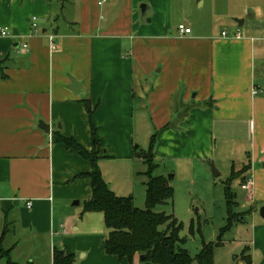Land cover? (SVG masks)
Here are the masks:
<instances>
[{
    "label": "crops",
    "instance_id": "1",
    "mask_svg": "<svg viewBox=\"0 0 264 264\" xmlns=\"http://www.w3.org/2000/svg\"><path fill=\"white\" fill-rule=\"evenodd\" d=\"M142 4L0 0V214L7 227L46 235L50 264L56 249L75 255V264H130L105 253L107 234H80L75 228L70 205L92 199V181L84 176L93 165L59 144L57 133L91 153L95 129L108 184L105 166L137 159L136 119L148 118L157 136L158 164L172 161L181 170L195 162L210 168L223 163L227 180L233 169L249 167L242 178L253 185L235 193L243 209L262 218L264 94L252 95L255 87L264 91V66L257 78L258 62L264 61L257 27L250 24L245 33L232 27L229 36L239 30L241 41L223 38L225 31L196 33L190 25L192 34L180 37L168 21L169 0H149L144 19ZM72 80L82 85L78 93L71 90ZM242 245L253 264L259 253L264 264L263 218Z\"/></svg>",
    "mask_w": 264,
    "mask_h": 264
},
{
    "label": "rangeland",
    "instance_id": "2",
    "mask_svg": "<svg viewBox=\"0 0 264 264\" xmlns=\"http://www.w3.org/2000/svg\"><path fill=\"white\" fill-rule=\"evenodd\" d=\"M70 1V0H69ZM149 0H144L147 5ZM168 21L173 29L178 33L179 24L190 25L194 31L205 35H221L223 31L229 34L232 27H237V21H246V27L241 28L245 33L247 26L255 25L254 32L258 45L264 46V0H169ZM141 17L142 18V11ZM167 18L162 12L161 20ZM143 19V18H142ZM151 18L148 19V21ZM147 25V19L144 22ZM244 35V34H243ZM264 66V61L258 62L257 78H260ZM147 118L144 123L139 117L136 119L135 128V148L139 146V153L149 149L151 138L155 129ZM194 167H184L178 169L172 161L163 160L159 163L160 168L155 172V176L161 174L168 178L171 186L175 190L174 200L161 204L155 208L156 213H165L174 217L182 226L181 238L185 243L181 247L187 250L196 259L203 249L204 244L218 243L223 245L215 250V264H236L235 258H241L247 246L242 245L251 239L255 225L261 223L260 216L245 215L243 219L233 218L232 226L231 214L228 209L225 196V182L227 181L228 168L223 163L217 162V171L223 173L220 177H215L212 169L195 162ZM147 166L142 160L137 158L129 161L126 165L110 162L105 166L104 176L110 189L119 197H132L134 205L139 210L147 208ZM221 172H220V171ZM179 174L173 178L174 172ZM221 173V174H222ZM234 192L240 194L239 185L233 186ZM240 197V196H238ZM79 201L71 203L70 212L75 213L77 224L75 228L80 230V234H107L103 220L99 223L98 214H84V204L77 205ZM235 207L233 214L244 215L250 209H243L241 203ZM101 219V218H100ZM240 219V218H239ZM63 220V219H62ZM61 220V222H62ZM163 231L166 227L162 228ZM6 232L4 249L16 247L11 253V261L15 264H50V241L46 235H38L33 230H24L22 227H7L2 222L0 214V238ZM257 263L261 261V253L257 255ZM8 259L0 258V264H8ZM136 264H152L142 262L141 257Z\"/></svg>",
    "mask_w": 264,
    "mask_h": 264
},
{
    "label": "trees",
    "instance_id": "3",
    "mask_svg": "<svg viewBox=\"0 0 264 264\" xmlns=\"http://www.w3.org/2000/svg\"><path fill=\"white\" fill-rule=\"evenodd\" d=\"M2 65L0 64V69ZM89 114L92 116L91 105L86 104ZM57 142L65 146L71 153L91 161L93 171L90 175L84 176L92 181V199L84 203V214H102L109 235L106 241L105 253L108 256L117 257L119 260H127L134 264L137 258L144 257V262L152 264H215V250L223 245L222 241L214 244H204L202 251L194 259L190 253L181 247L185 240L181 238L182 226L178 221L165 213H156L155 208L174 200L175 190L170 181L165 176H155L159 164L155 160V147L157 136L151 138L149 149L139 153L137 158L141 159L147 166V208L139 210L135 207L132 197L117 196L105 182L99 162L105 156V150L101 147L97 138L96 130L93 129V151L88 153L81 145L73 139H67L57 133ZM249 170L244 167L242 171L236 173L233 169L232 175L225 182V196L228 209L230 210L231 222L243 219L247 214H233L235 207L239 206L237 195L233 186L238 179H241ZM247 183L242 178L239 187L242 188ZM240 218V219H239ZM166 227L163 231L162 228ZM6 232L0 239V258L11 261V249H4ZM243 264H253L246 248L242 254ZM76 257L68 254L64 250L56 249L53 255V264H75ZM16 264V263H15Z\"/></svg>",
    "mask_w": 264,
    "mask_h": 264
},
{
    "label": "built area",
    "instance_id": "4",
    "mask_svg": "<svg viewBox=\"0 0 264 264\" xmlns=\"http://www.w3.org/2000/svg\"><path fill=\"white\" fill-rule=\"evenodd\" d=\"M33 22H34L33 29L36 31L37 30V26H38L37 23H36L37 22V19L34 18L33 19ZM177 30H178V35L180 37H188V36H190L192 34L191 29L189 27H187V25H184V24L179 25ZM7 35H8V30L7 29H2L1 30V36L4 37V36H7ZM223 38H225L227 40H236V41H241V40L244 39L243 36H242V34H241V32L239 30L232 37H230L227 32H224L223 33ZM261 40H264V38L261 39ZM49 42H50V48H51V50L52 51H55V49H56V46H55V37L54 36H50L49 37ZM27 49H28V47L27 46H24V50H27ZM263 94H264V91H262L261 89H259L257 87H255L253 89L252 95L254 97H258V96L263 95ZM252 185H253V183L251 181H249L248 183H246L243 186V189L244 190H248V189H250V187ZM31 206L32 205L29 204V208H31Z\"/></svg>",
    "mask_w": 264,
    "mask_h": 264
},
{
    "label": "water",
    "instance_id": "5",
    "mask_svg": "<svg viewBox=\"0 0 264 264\" xmlns=\"http://www.w3.org/2000/svg\"><path fill=\"white\" fill-rule=\"evenodd\" d=\"M149 10V7L147 5H143L141 7V11H142V18L144 19L146 16H147V11ZM148 22H151L150 20ZM237 24L239 25V28H242L243 25H244V21H237ZM82 88V85L80 83H78L77 81L75 80H72V87H71V90L74 92V93H78L79 90H81ZM41 128L44 129L46 132H50V128L49 126L47 125H41ZM211 169H212V172L214 173L215 177H219L220 176V173L217 171V169L215 168V165L212 164L211 165ZM172 177H169V180H171ZM77 205L79 203H76ZM261 217L264 219V207L261 209ZM144 257H141V261L144 262ZM236 264H241L240 261H237Z\"/></svg>",
    "mask_w": 264,
    "mask_h": 264
}]
</instances>
